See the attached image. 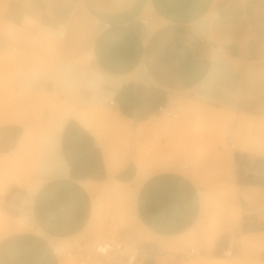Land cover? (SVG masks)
I'll return each mask as SVG.
<instances>
[{"label":"crops","instance_id":"crops-1","mask_svg":"<svg viewBox=\"0 0 264 264\" xmlns=\"http://www.w3.org/2000/svg\"><path fill=\"white\" fill-rule=\"evenodd\" d=\"M149 12L154 29L151 20L141 21ZM61 22L68 32L54 45ZM49 42L45 55L0 59V72H12L8 87L0 84V156L37 167L32 178L7 186L1 208L17 215L31 207L39 230L11 233L0 246V264L61 263L56 240L89 226L91 194L84 184L137 178L135 140L157 128L158 106L176 109L174 100L183 97L185 104L197 100L238 111L250 125L253 116H264V0H0L1 57L15 43L23 50ZM51 93L61 97L48 106L58 108L42 103L41 115L11 105L24 95ZM34 105L38 109L36 100ZM104 106L114 116L108 132L75 115L80 107H101L106 115ZM237 119L230 128H238ZM161 144L163 138L159 152ZM244 146L229 154L227 175L239 222L210 236L199 264H218L210 257L249 264L224 251L232 248L233 257H242L243 247L252 245H263L250 254L264 261V147L252 141ZM152 168L157 170L143 171L148 176L138 189L136 214L149 234L180 246L199 218L200 190L187 171ZM158 255L140 254L136 264H162Z\"/></svg>","mask_w":264,"mask_h":264},{"label":"rangeland","instance_id":"rangeland-1","mask_svg":"<svg viewBox=\"0 0 264 264\" xmlns=\"http://www.w3.org/2000/svg\"><path fill=\"white\" fill-rule=\"evenodd\" d=\"M149 15V19L152 21V29H154V16L151 12H149ZM60 41V39H54L52 43L55 45ZM14 45L21 46L16 43ZM49 45L50 42L41 43L38 46L29 45L23 50H10L3 57L0 56V59L2 58L3 62H14L19 54L22 56V54L25 53L26 55L30 54V52L37 53L36 56H40L41 54L45 55L48 52ZM11 77L12 72H0V84L2 83L5 85V88L8 87ZM59 96L60 95L56 93H51V95L48 96L45 94H39L36 98H27V96L24 95L20 98L21 100L19 102H14L11 105L14 106V108L18 107L19 112L22 114L36 115L38 113L41 115L43 114L42 103L44 105L49 102V100L51 101L54 97L58 98ZM176 99L179 100V104L178 108L175 110L180 114V118L171 119L159 115L153 119L158 125L157 128H155L149 136L135 140V153L137 156L136 160L139 164V173L134 181L121 182L114 178H108L101 182L84 184L85 188L91 194V197L96 200L101 196L102 189L107 185L114 187L119 185L124 191L130 190V192L135 195V191H138L139 184L141 185V181L143 180V171L157 170L152 168L153 166L162 169L176 168L182 170L183 164H189L187 174L194 180L200 190L202 207L196 224L191 232L187 234L188 238L182 241L183 243L180 246H175V242H173L172 238L165 239L143 232L139 226V220L134 218L137 217L135 208L128 209V212L125 213L127 218L123 217L124 220L119 218L117 213L111 214L108 210H116L117 206L114 205L116 201H118L117 197L121 194L119 191L114 190L116 188L106 196L107 199L105 200H107V204L104 205L106 206L108 215L104 224H98V226L97 224H93L94 226L89 225L84 229L93 232L99 238H103L101 237V234L106 231V227H113L116 231L111 232L112 234L106 232L105 235L116 236L124 233L123 236L138 241L142 248L155 250L160 247L161 250H165L159 252V255L157 256V259L162 264L166 261L175 260L170 256H167V251L180 252L197 244L207 246L212 233L227 230L224 229L225 226H228L227 228L237 226L240 215L239 217L235 216V191L232 187V182L227 180V175L231 169L229 154L232 152V149L226 143V135L230 126L235 124L236 117H238L237 147L244 148L245 141L249 143L250 141L256 142L259 147H264V116H253L252 118L253 120H256V122L251 124L248 129L245 130L239 124V117L242 114L238 113V111L225 107L216 108L207 106L205 103L201 102L203 103L201 104L199 103L200 101L197 100H190L189 103L185 104L183 97H176ZM35 100L38 102V109L36 108V105H34ZM63 103H66L67 105L68 100L63 101ZM190 103L194 104V106L191 105L194 109L193 111L190 107ZM44 106L49 107L48 103ZM49 108L54 110L58 107L55 108L53 103L52 106L50 104ZM72 108L77 110V107L75 106H72ZM96 109L97 110L95 111L98 113L102 108L98 107ZM12 112L14 113L15 111ZM103 112L108 116L102 127L105 132H108L110 128H114L112 125V119L114 116H111V109L108 107L104 106ZM79 113V110L76 111V117L81 121H84L86 124H89L85 114ZM208 115L215 117L210 118L207 117ZM94 122L98 123V120L92 121L91 123ZM162 138L163 144H161V147L163 148V151L159 152L158 143L160 144ZM254 152L257 153L258 151ZM3 161L6 162L7 160L4 156H0V197L7 186L15 181L16 178H23L21 180L22 182H25L26 179L32 178V175H35L37 171L36 166L33 170L31 166L26 165L24 158L16 160L14 157V159H11L6 163H2ZM220 183H223V187L219 186ZM132 184H138L137 189L134 188ZM34 186L37 188L39 185ZM133 205L135 206V203H133ZM1 206L2 201L0 198V246L11 233L39 234L37 225H31L28 222L23 210L20 214L10 215L3 212ZM118 220L123 221V223ZM127 227H131V230L129 231ZM78 235L79 234L71 239H76ZM69 240H56V248L60 253L64 247L69 244ZM262 247L263 245L243 247L244 255L242 257H231L230 259H247L250 260L249 264H264V261H261L250 254L252 251H259ZM63 259L65 258L62 257L61 263L63 262ZM72 261L74 260H69L70 264H74ZM195 261H197L196 264H199V262L202 261V257L198 256L186 264H194ZM231 263L245 264L239 260H233Z\"/></svg>","mask_w":264,"mask_h":264},{"label":"built area","instance_id":"built-area-1","mask_svg":"<svg viewBox=\"0 0 264 264\" xmlns=\"http://www.w3.org/2000/svg\"><path fill=\"white\" fill-rule=\"evenodd\" d=\"M142 23L149 25L150 19L145 18L141 20ZM104 26L109 27L110 23H105ZM68 32V23L61 22L57 28V39H64ZM18 46H13V50L17 51ZM219 88V87H217ZM175 104H179V100H174ZM108 104L113 106L116 104L114 96L108 100ZM158 115H163L171 119H179L180 114L167 104L157 107ZM237 127L229 128L226 135V143L232 149L237 147ZM182 170H189V164H183ZM259 211H263V207H258ZM25 217L31 225H35V219L32 214L31 207L23 210ZM136 219V217H134ZM69 244L61 251L60 256L65 259L74 260L76 264H135L140 254H150L152 252H162L160 247L155 250L145 249L140 246V243L133 238H121L119 235L110 239H102L93 232L84 230L77 236L76 239H71ZM204 252L203 245L191 246L188 249L180 252L167 251V256L178 260L181 264H186L190 260L200 256ZM225 257H233L234 251L232 248L224 251Z\"/></svg>","mask_w":264,"mask_h":264},{"label":"bare ground","instance_id":"bare-ground-1","mask_svg":"<svg viewBox=\"0 0 264 264\" xmlns=\"http://www.w3.org/2000/svg\"><path fill=\"white\" fill-rule=\"evenodd\" d=\"M78 110L80 111V113L79 114H85V117L87 118V120H88V118L90 117V122H92V121H97L98 120V124L100 123V124H103L104 123V121L106 120V117H107V115H103L102 113H96V111L95 110H97V109H90V111H87V109H82L81 107L80 108H78ZM95 124H96V122H94ZM239 124L241 125V127L242 128H244L245 130L246 129H248V127H249V125H250V120H248V119H240V121H239ZM261 152H264V151H261ZM47 164V163H46ZM48 165V164H47ZM46 166V165H45ZM50 169V168H49ZM43 172V171H42ZM48 172H49V170H48ZM148 176V173L147 172H144L143 173V180L146 178ZM142 180V181H143ZM142 181H141V183H142ZM132 186L134 187V188H136L137 189V187H138V184H132ZM220 187H223V183H220V185H219ZM139 187H140V184H139ZM114 188H116V189H114ZM115 190V191H119L121 194H119V196L117 197L118 198V201H116V203H115V205L114 204H112V205H114V206H117V208H116V210H108L111 214H115V213H117L118 214V217L119 218H121L122 220H124L123 219V217H125V218H127L126 217V215H125V213H127L128 212V209L130 208H135V206L133 205V203H136V196H137V193H138V191L136 190L135 191V195L134 194H132L131 192H130V190H126V191H124V189H122L121 188V186H116V187H114V186H105L102 190L103 191H101V196L96 200V199H93L92 197H91V203H92V213H91V217H90V221H89V224L88 225H92V226H94L93 224H97V226H98V224L100 225V224H104V221L106 220V217H107V210H106V204H107V200H105V199H107V195L109 194V193H111V191L112 190ZM109 200V199H108ZM105 204V205H104ZM91 205V204H90ZM111 205V206H112ZM235 216H239V212H236L235 213ZM136 219H138V216L136 217ZM139 220V226L141 227V229H142V231L143 232H145L146 234H149V232L147 231V229L144 227V225L142 224V222L140 221V219H138ZM26 221V220H25ZM119 221V220H118ZM121 221V220H120ZM119 221V222H120ZM122 223H123V221H121ZM105 226V225H104ZM112 226V225H111ZM128 228V227H127ZM129 229V231L131 230V227L130 228H128ZM11 230V229H10ZM104 230H105V228H104ZM35 231V230H34ZM84 231V230H83ZM114 231H116V229L115 228H113V227H106V231L105 232H103L101 235V237H103L102 239H110V238H113L114 236H110V235H105V233L106 232H108V233H111V232H114ZM125 231V230H124ZM100 232V231H99ZM122 232V231H121ZM81 233V232H80ZM116 233V232H115ZM119 233V232H118ZM123 233V232H122ZM128 233V232H127ZM112 234V233H111ZM124 234V233H123ZM123 234H119V237H121V238H123V239H125L126 237L125 236H123ZM126 234V233H125ZM211 234V233H210ZM215 233H212V235H211V237L214 235ZM117 236V235H116ZM74 237V236H73ZM72 237H70V238H68V239H66V240H69V239H71ZM175 245V244H174ZM175 246H177V245H175ZM62 249V248H61ZM58 256L62 259V257L60 256V252L58 251ZM200 256H202V254L200 255ZM231 258V257H230ZM210 259L211 260H213V261H215V262H217L218 264H229V261H228V259H226V258H224V257H210ZM69 260H71V259H69ZM69 260H67V259H63V262L61 263V264H70V262H69ZM72 262H74V264H76L75 263V261H72ZM73 264V263H72ZM136 264V263H135Z\"/></svg>","mask_w":264,"mask_h":264}]
</instances>
